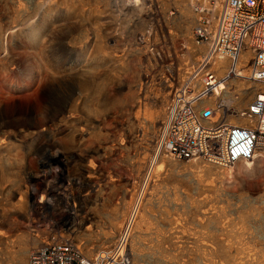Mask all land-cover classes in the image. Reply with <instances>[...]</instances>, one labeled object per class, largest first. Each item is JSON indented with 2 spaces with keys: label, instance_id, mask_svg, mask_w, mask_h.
<instances>
[{
  "label": "rangeland",
  "instance_id": "1",
  "mask_svg": "<svg viewBox=\"0 0 264 264\" xmlns=\"http://www.w3.org/2000/svg\"><path fill=\"white\" fill-rule=\"evenodd\" d=\"M145 8L0 0V264H29L53 234L88 259L119 249L137 203L129 264H264V161L221 168L165 153L156 163L161 101L205 45L193 42L197 19L183 0L151 24L154 53L136 47L150 29ZM228 69L215 101L243 112L259 86ZM41 195L44 211L32 206Z\"/></svg>",
  "mask_w": 264,
  "mask_h": 264
},
{
  "label": "built area",
  "instance_id": "2",
  "mask_svg": "<svg viewBox=\"0 0 264 264\" xmlns=\"http://www.w3.org/2000/svg\"><path fill=\"white\" fill-rule=\"evenodd\" d=\"M173 1L175 0L139 2L146 5L144 11L149 9V16L154 22H158L156 17L165 16L161 10L157 11L158 8L165 3L171 5ZM169 10V15H175L174 8L171 10L170 7ZM198 15L193 33L196 45H207L208 53L210 51L211 54H220L232 64L241 53L251 52L252 56L247 65L251 69L252 79L259 86L257 96L253 97L249 107L241 114L242 118L235 116L238 117L236 121L240 118L245 119L247 123L244 125L239 122L232 124L229 121L228 114L237 113L235 108H229L227 114L223 104L217 105L216 109L205 105L199 107L202 95L216 82L215 75L209 67L210 56L203 57L199 64L204 75V92H197L199 89L197 84L194 88L188 81L185 83L174 81L175 87L170 95L166 119L160 125L156 148L163 149L173 160L195 159L221 168L253 162L254 159L264 161V156H257L260 151L264 152V0H221V6L214 18L210 14ZM149 28L137 37L136 44L147 45L143 38L150 41L153 27ZM151 43L150 41L148 46L152 48ZM195 70L196 67L187 78ZM98 256H102V260L97 261ZM129 263L126 252L119 249L105 250L88 259L78 246L56 234L48 236L29 256V264Z\"/></svg>",
  "mask_w": 264,
  "mask_h": 264
},
{
  "label": "bare ground",
  "instance_id": "3",
  "mask_svg": "<svg viewBox=\"0 0 264 264\" xmlns=\"http://www.w3.org/2000/svg\"><path fill=\"white\" fill-rule=\"evenodd\" d=\"M140 0H125V4L127 5V6H130L131 8L132 7H134V8H137V6H145L146 7V5L143 3V2H139ZM180 1H183V0H175V1H173V3L170 5V7H171V10H172V8H174V5L175 4H177V2H180ZM187 1V3H188V5L191 7V9H192V12L195 14V17H196V19H197V21H198V14H201V15H205V14H210V16L211 17H213L214 18V15H215V13L219 10V8H220V6H221V0H186ZM210 3H211V5H210ZM166 4V3H165ZM165 4H162L161 5V8L162 7H164V5ZM168 4V3H167ZM159 9L158 8V10L157 11H159V10H161V13H162V15H165V17H168V18H171L172 16L171 15H169V13H168V11H170V10H168V11H165L163 8L162 9ZM169 9V8H168ZM197 11V13H195V12ZM145 12V14H146V16L148 17V19H146V21L148 22V24H150V26H151V24L152 23H155L154 22V19L153 18H151L150 16H149V13L148 12H150V10L149 9H147L146 11H144ZM176 13H177V11L175 12V15H176ZM161 17V16H160ZM156 20H158L159 19V17H156L155 18ZM167 20H164V23L166 22ZM163 23V22H162ZM154 33H156V32H154ZM140 34H141V32H140ZM138 35V34H137ZM156 36V35H155ZM157 38V37H156ZM144 39V42H145V44H147V45H138V44H136L137 46L136 47H140V48H143V49H145V50H147L149 53H154V51H150V48L151 47H149L148 46V44H149V42L150 41H148V38H143ZM154 39H155V37H154ZM153 42H154V40H153ZM194 42V41H193ZM150 45V44H149ZM152 45V44H151ZM200 45H204V44H200ZM208 46L207 45H205V54L203 55V56H201V58L199 59V61H198V63H196L195 64V66L194 67H196V70L194 71V73H196L197 72V74L195 75L194 73H192V75L190 74V76L188 77V78H186V79H183V80H181L180 82L181 83H185L186 81H188V84H190V85H192L194 88H195V85L197 84V88H199L198 90H197V92H201V93H203L204 92V90H205V86H204V84H203V82H204V75L202 74V72H201V69H202V66L199 64V62H200V60L203 58V57H209L210 56V60H209V64H210V70L214 73V75H215V78H216V82L214 83V85L211 87V89L210 90H208L206 93H204L202 96L203 97H201L200 98V100H199V103H198V105H199V107H202V106H209L210 108H214V109H216V107H217V105H219V104H223V106L225 107V109H227L226 111H227V114L229 113L228 111H229V108H233L231 105H232V101H230V100H227V101H225V100H223L222 98L220 99V100H218L217 102L215 101L219 96H222L223 95V93L226 91V86H225V81L224 80H222V79H220V78H222L221 76H223V74L225 73V71L228 69V65H229V62H230V60H228L227 58H225V57H223L222 55H220V54H216V53H213V54H211V52L209 51V53H208ZM251 52H249V51H245V52H243V53H241L239 56H238V58H237V60H236V62L235 63H233L232 64V62H230L233 66H232V68L229 70L228 69V71H227V75H226V77L227 78H231V77H234V76H236V77H238V76H244V77H250L251 79H252V75H251V69L248 67V65H247V63H248V61L250 60V58H251ZM229 71H231V73H229ZM193 74H194V76H193ZM31 79H32V77H30L29 78V80L26 82V83H24L23 85H22V87L21 88H26V87H28L29 85H30V83H31ZM55 80V79H54ZM253 80V79H252ZM53 81V80H52ZM58 81V80H57ZM254 81V80H253ZM226 82H228V81H226ZM255 82V81H254ZM56 83V82H55ZM50 84V83H49ZM47 87V86H46ZM170 88V87H169ZM50 89V88H49ZM172 89H173V87H172ZM246 90V89H245ZM257 90L258 89H256V92L254 93V95H253V97L255 98L256 96H257ZM172 91V90H171ZM167 97V96H166ZM167 99H168V97L167 98H163L162 99V101H161V103H162V109H161V115H162V121L160 122V125L164 122V120L166 119V115H167V106H168V104H169V100H170V98L168 99V102H167ZM215 101V104L214 105H209V103H213ZM239 102L240 103H242L243 105H247V103H246V99H245V96L244 95H242L241 97H240V100H239ZM60 103V102H59ZM58 105V104H57ZM54 106V105H53ZM222 106V105H221ZM166 107V108H165ZM55 107H53V109H54ZM52 109V110H53ZM56 109V108H55ZM58 109V108H57ZM56 109V110H57ZM156 110V109H155ZM3 111V110H2ZM2 111H0V119H2L5 115L2 113ZM151 111V110H150ZM148 112L147 114H146V119H148L149 121H151L152 123H154V119H155V117H156V115H155V112ZM158 111H160V110H158ZM246 111V110H245ZM245 111H243V112H245ZM236 115H230V114H228L229 116H228V119H229V121L232 123V124H237L236 122H239L241 125H244V124H246L247 122H246V120L245 119H241L242 117H241V114H243V112L242 111H240V110H236ZM61 113V112H60ZM235 116H238V117H241L240 118V120L239 121H236V118H238V117H235ZM136 118V117H135ZM3 120V119H2ZM50 121V120H49ZM3 124V123H2ZM154 126V125H153ZM160 126H159V129H158V131H157V135H156V138L155 139H157V136H158V134L160 133ZM156 132V131H155ZM155 143H156V141H155ZM156 145V144H155ZM51 148V147H50ZM48 149V148H47ZM53 149V148H52ZM55 152V151H54ZM166 152L163 150V149H159L158 148V152H157V161H156V163H160V166L159 167H161L165 162H167V159H168V155H166L165 154ZM53 154V153H52ZM59 155V154H58ZM259 155H261V156H264V152L263 151H260L259 153H258V155L257 156H259ZM53 156V155H52ZM54 157V156H53ZM52 157V158H53ZM59 157H61V156H59ZM171 157V156H170ZM172 158V157H171ZM256 158V157H255ZM57 158H55L54 157V160H56ZM258 159V158H257ZM195 160V159H194ZM256 159H254L253 160V162L255 161ZM60 161V160H59ZM62 161V160H61ZM183 161H191V160H183ZM256 161H258V160H256ZM252 162V161H251ZM246 163V165L247 166H250V163L249 162H245ZM51 164V163H50ZM212 165V164H211ZM237 165V164H236ZM215 166V165H214ZM233 166H235V165H233ZM232 166V167H233ZM143 167V166H142ZM141 168V167H140ZM229 168H231V167H229ZM159 169V168H158ZM151 183H152V181H151V179H147L146 180V186L147 187H149V185H151ZM19 192H21V193H25L26 192V190H19ZM51 194V193H50ZM145 197V196H144ZM142 198H143V196H142ZM137 200H138V197H137ZM135 202V201H134ZM141 203V202H140ZM135 204V203H134ZM32 206H34L37 210H41V211H44V210H47L48 209V205H47V202H46V200H44V196H42L41 195V197L39 198V203L38 204H34V205H32ZM138 206H139V203H137V204H135V206L132 208V211H131V213H130V219H129V222H128V228L127 229H123L122 231L123 232H121L120 233V235H119V241H118V244H119V250H121V251H125V252H127V244H128V239H129V232H130V229H131V227H132V225H133V223H134V221H135V219L137 218V215H138V213H139V209H138ZM69 212H70V210H69ZM138 212V213H137ZM70 214V213H69ZM128 221V220H127ZM72 227V226H71ZM70 227V228H71ZM124 231H125V235H124ZM107 250V249H106ZM118 250V249H117ZM104 251V250H103ZM115 251V250H114ZM109 254V252H107L106 253V255H108ZM127 254V253H126ZM99 259H101L102 260V256H98V258H97V261H99ZM96 260V259H95Z\"/></svg>",
  "mask_w": 264,
  "mask_h": 264
}]
</instances>
